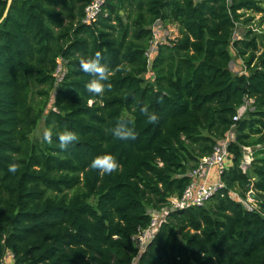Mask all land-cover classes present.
<instances>
[{"label": "trees", "instance_id": "trees-1", "mask_svg": "<svg viewBox=\"0 0 264 264\" xmlns=\"http://www.w3.org/2000/svg\"><path fill=\"white\" fill-rule=\"evenodd\" d=\"M92 1L13 0L0 24V264L8 252L15 264H264V50L253 31L233 40L247 12H264L261 0H108L87 25ZM7 5L0 0V21ZM157 21L178 24L180 36L149 67ZM231 49L246 73L231 72ZM96 53L110 72L102 95L88 92L79 67ZM251 99L254 110L235 121ZM42 121L52 143L31 140ZM121 125L135 139L115 137ZM233 127L225 187L203 207L169 214L140 254L133 238L149 212L183 196ZM66 130L78 139L61 151ZM244 147L261 148L252 175ZM109 154L116 171L90 168ZM251 191L252 209L232 198Z\"/></svg>", "mask_w": 264, "mask_h": 264}, {"label": "built area", "instance_id": "built-area-1", "mask_svg": "<svg viewBox=\"0 0 264 264\" xmlns=\"http://www.w3.org/2000/svg\"><path fill=\"white\" fill-rule=\"evenodd\" d=\"M107 2L108 0H93L85 10L83 23L92 25L97 22ZM165 27L166 26L161 21L155 22L151 27L153 38L146 52L149 67H151L154 59L157 57L160 46L164 44L171 45V43L176 40L172 38L171 42L166 43L170 35ZM58 64L55 77L58 81H61L65 75L64 61L60 59ZM154 77V74L150 75V78L154 79ZM254 104V99L247 100L245 105L240 109L239 114L235 117V121H238L248 110L253 111ZM235 135V127H233L223 140L218 141L214 147L213 153L200 161L198 167L189 174V177L192 179L191 185L181 198L170 199V204L161 211L149 212L152 218L150 226L147 229H139L138 233L133 238L140 254L147 250L148 245L154 240L169 214L191 207H203L214 195L225 187L222 182V175L233 165V157L229 153V147L233 142H236ZM243 149L252 150V148L246 147ZM250 154L251 152H249L248 158ZM246 163L249 166L251 165V162ZM3 264H15L14 255L11 252L6 254Z\"/></svg>", "mask_w": 264, "mask_h": 264}, {"label": "clouds", "instance_id": "clouds-1", "mask_svg": "<svg viewBox=\"0 0 264 264\" xmlns=\"http://www.w3.org/2000/svg\"><path fill=\"white\" fill-rule=\"evenodd\" d=\"M102 57L100 53H96L94 57L82 59L80 61V69L84 73H87L91 79L87 84V90L90 93L95 95H102L106 88H110L109 84H106L110 72L108 68L102 64ZM141 112L147 115L148 108H141ZM149 119L154 120L155 117H149ZM113 135L119 139H135V134L132 129L127 128L123 125L117 127L113 131ZM43 138L46 142L52 143L53 136L51 131H45ZM78 139L77 134L73 131L66 130L57 134V140L59 143V148L61 151L67 150L69 146ZM17 164L9 165L8 171L10 173H16L18 170ZM120 167L118 161L112 155H100L95 157L91 164L90 168L97 170L101 175L111 174Z\"/></svg>", "mask_w": 264, "mask_h": 264}, {"label": "rangeland", "instance_id": "rangeland-1", "mask_svg": "<svg viewBox=\"0 0 264 264\" xmlns=\"http://www.w3.org/2000/svg\"><path fill=\"white\" fill-rule=\"evenodd\" d=\"M262 2V7L264 8V0H261ZM247 19H252V21H250L249 23H245L247 21ZM166 30L169 33V37L168 40L166 41V43L171 42L172 38L173 39H177L180 36V31H179V26L178 24H170V25H165ZM253 31V33L257 36L258 41H259V48H260V52L259 55L261 54V52L264 50V12L262 13H255V12H247L245 14L244 17L241 18V23H239L237 25V29L236 32L234 34L233 40L237 41V40H242L245 38V36L250 32ZM231 55H232V62L230 64V70L233 74L236 75H240V74H244L246 73V69H245V65L243 63V61L238 57L236 51L234 49H231ZM65 69V66H64ZM151 75V74H149ZM148 75V76H149ZM150 79V77H149ZM152 80V78L150 79ZM55 93L52 94V97L54 98ZM36 99H41L38 95L35 96ZM52 98L51 101V105L49 106V110L52 108V103L54 101V99ZM46 131L45 128V123L44 121L41 122V124L39 125L37 131L31 136V140L34 142H40L42 141L43 138V134ZM236 137V135H235ZM261 149L260 147H253L252 150H249V152H251L250 157L248 158L247 154L244 152L245 158H243L242 161V165H243V170L252 175L251 174V167L249 165H247L246 162H251L253 161V153L257 150ZM254 151V152H253ZM253 154V155H252ZM247 159V160H245ZM246 164V165H245ZM215 172V171H214ZM253 193V191H251ZM251 192H249L248 194V201H243L239 198L238 194H234L232 193V198L236 201H241L243 202V204L248 208V209H252L256 206V201L254 196H251ZM138 260H136L134 262V264H137Z\"/></svg>", "mask_w": 264, "mask_h": 264}, {"label": "water", "instance_id": "water-1", "mask_svg": "<svg viewBox=\"0 0 264 264\" xmlns=\"http://www.w3.org/2000/svg\"><path fill=\"white\" fill-rule=\"evenodd\" d=\"M12 3H13V0H8L7 9H6V11H5V14H4L3 19L0 21V24H1V23L3 22V20L7 17L8 12H9V10H10V7H11ZM251 196H254V194H253L252 192H251Z\"/></svg>", "mask_w": 264, "mask_h": 264}, {"label": "bare ground", "instance_id": "bare-ground-1", "mask_svg": "<svg viewBox=\"0 0 264 264\" xmlns=\"http://www.w3.org/2000/svg\"><path fill=\"white\" fill-rule=\"evenodd\" d=\"M244 152L247 154V156H248V154H249V150H247V149H243V154H244ZM244 158H245V155H244Z\"/></svg>", "mask_w": 264, "mask_h": 264}]
</instances>
